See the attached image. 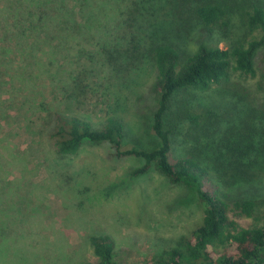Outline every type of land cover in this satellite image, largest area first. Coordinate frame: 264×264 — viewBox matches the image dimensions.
<instances>
[{"label": "trees", "instance_id": "trees-1", "mask_svg": "<svg viewBox=\"0 0 264 264\" xmlns=\"http://www.w3.org/2000/svg\"><path fill=\"white\" fill-rule=\"evenodd\" d=\"M104 14L122 26V34L114 33L108 43L94 37L91 49L81 52L106 64L123 89L131 88L135 70L153 69L157 143L149 150L123 149L124 122L115 110L100 128L80 116L56 113L45 129L56 155L107 144L114 158L143 161L135 175L153 169L171 184L196 191L203 218L150 264H264V203L254 194L262 190L264 198V69L259 73L257 67L264 49V0H0L1 75L23 63L30 46L46 37L73 43L79 36L74 29L86 28L82 24L91 17L99 22ZM233 27L238 32L231 36ZM191 42L197 43L194 49H188ZM56 45L35 53L37 68L52 74ZM233 74L244 83L232 82ZM81 82L74 83L89 88ZM114 96L117 106L120 96ZM175 144L181 147L176 158ZM14 156L8 155L13 162ZM245 219L254 224L244 226ZM91 244L96 264H119L109 236H93Z\"/></svg>", "mask_w": 264, "mask_h": 264}, {"label": "rangeland", "instance_id": "rangeland-1", "mask_svg": "<svg viewBox=\"0 0 264 264\" xmlns=\"http://www.w3.org/2000/svg\"><path fill=\"white\" fill-rule=\"evenodd\" d=\"M72 2L71 8L76 5ZM101 17L99 22L92 17L84 21L83 29L70 24L79 33L73 43L46 37L38 47L30 46L32 52L23 63L0 72V264H96L93 236L114 240L119 264H150L177 247L204 216L194 189L173 185L153 169L135 175L143 161L114 158L107 144H85L78 154L64 158L50 144L45 132L50 114H73L100 128L108 111L114 110L124 122L123 149L149 150L157 143L152 128L157 109L153 69L144 65V70H135L131 88L123 89L106 64L88 50L81 52L84 46L91 49L94 37L101 35L108 43L114 33L122 34L118 22L107 20L105 14ZM78 21L82 23L79 17ZM235 32L238 28L233 27L231 36ZM216 41L221 48L228 47L224 40ZM55 44L60 46H55L56 68L50 74L51 70L37 68L35 53ZM196 45L191 42L188 49ZM25 46L26 53L29 44ZM259 59L261 73L264 49ZM231 81L244 83L235 74ZM114 95L120 96L117 106ZM178 138L184 139L183 134ZM174 148L176 158L181 147ZM254 194L264 203L262 190ZM241 223L251 226L254 221Z\"/></svg>", "mask_w": 264, "mask_h": 264}]
</instances>
